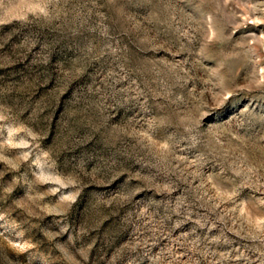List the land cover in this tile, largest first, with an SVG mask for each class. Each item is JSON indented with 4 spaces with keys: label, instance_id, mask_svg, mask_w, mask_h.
<instances>
[{
    "label": "rangeland",
    "instance_id": "rangeland-1",
    "mask_svg": "<svg viewBox=\"0 0 264 264\" xmlns=\"http://www.w3.org/2000/svg\"><path fill=\"white\" fill-rule=\"evenodd\" d=\"M0 264H264V0H0Z\"/></svg>",
    "mask_w": 264,
    "mask_h": 264
}]
</instances>
